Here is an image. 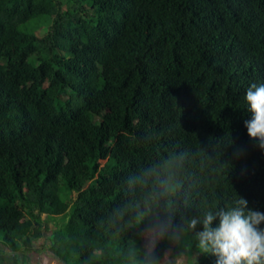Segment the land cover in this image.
Listing matches in <instances>:
<instances>
[{"label":"trees","instance_id":"16d2710c","mask_svg":"<svg viewBox=\"0 0 264 264\" xmlns=\"http://www.w3.org/2000/svg\"><path fill=\"white\" fill-rule=\"evenodd\" d=\"M0 70V258L44 241L62 264H124L123 181L173 149L193 154L187 216L234 193L264 212V151L244 126L264 0H0ZM210 137L232 142L216 162L230 171L201 167Z\"/></svg>","mask_w":264,"mask_h":264},{"label":"clouds","instance_id":"9594fccd","mask_svg":"<svg viewBox=\"0 0 264 264\" xmlns=\"http://www.w3.org/2000/svg\"><path fill=\"white\" fill-rule=\"evenodd\" d=\"M244 100L251 119L244 122L248 137L264 151V83L251 84ZM162 133L153 130L145 136L146 142L157 139ZM230 140L199 141L195 155L202 168L220 173L231 170V165L216 162L224 156ZM241 150L236 151L239 155ZM192 152L173 149L166 156L140 167L127 177L123 184L127 199L112 210L111 222L121 231L132 233L124 253V264H191L184 251L172 255L171 247L157 255V245L167 240L178 245L188 234L196 241L200 255L216 257L215 264H264V212L248 208V201L234 193L223 207L205 205L198 215L187 216V200L179 196L186 180V164ZM180 214V223L173 217ZM218 223L214 226V222ZM202 225V231H195ZM187 250V245H185Z\"/></svg>","mask_w":264,"mask_h":264},{"label":"rangeland","instance_id":"374dc122","mask_svg":"<svg viewBox=\"0 0 264 264\" xmlns=\"http://www.w3.org/2000/svg\"><path fill=\"white\" fill-rule=\"evenodd\" d=\"M1 72V70H0ZM49 237H46V239ZM196 241L194 239H192V236L190 234H188L187 237H185V240L183 241V243L176 245H171V252L172 255H177L179 251H184L185 255L188 257V259L191 261V264H195V262L198 259V256H202L198 253L196 247H194V243ZM44 241L42 242H38L35 244V253L27 255L26 256H22V255H18L16 257L14 256H10L8 255V251L2 249V251L4 250L5 256H3V258H0V261L2 260L3 264H13L14 260L17 258L20 262V264H62L61 262H58L57 260H55L51 253L48 250V247L43 248ZM184 244V246H182ZM185 245H187V250H185ZM50 246V245H49ZM177 247V248H176ZM190 253H192V257L189 258Z\"/></svg>","mask_w":264,"mask_h":264}]
</instances>
